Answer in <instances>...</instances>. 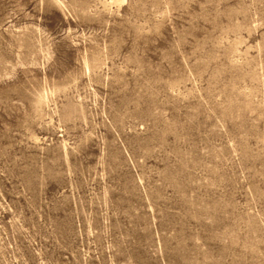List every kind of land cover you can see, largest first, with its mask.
I'll list each match as a JSON object with an SVG mask.
<instances>
[{
	"label": "rangeland",
	"instance_id": "rangeland-1",
	"mask_svg": "<svg viewBox=\"0 0 264 264\" xmlns=\"http://www.w3.org/2000/svg\"><path fill=\"white\" fill-rule=\"evenodd\" d=\"M0 264H264V0H0Z\"/></svg>",
	"mask_w": 264,
	"mask_h": 264
}]
</instances>
